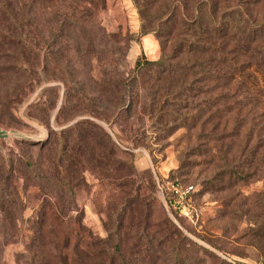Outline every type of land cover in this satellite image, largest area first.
<instances>
[{"label": "rangeland", "instance_id": "rangeland-1", "mask_svg": "<svg viewBox=\"0 0 264 264\" xmlns=\"http://www.w3.org/2000/svg\"><path fill=\"white\" fill-rule=\"evenodd\" d=\"M198 1L0 0V264H94L107 237L125 264H264L263 42L213 32L264 0L169 18ZM139 57L170 66L127 82Z\"/></svg>", "mask_w": 264, "mask_h": 264}, {"label": "trees", "instance_id": "trees-1", "mask_svg": "<svg viewBox=\"0 0 264 264\" xmlns=\"http://www.w3.org/2000/svg\"><path fill=\"white\" fill-rule=\"evenodd\" d=\"M215 4H216L215 0H199L197 2L196 7L191 10L187 8L186 13L184 11L185 6H180V5L178 6V5L172 4L170 5L171 10L168 16L169 18H172V17L174 18L175 16L177 17L178 15L179 17L182 15L186 16L185 20L190 24L191 23L194 24L193 26L195 28L194 33H196L195 31L199 33L203 30H207V27H205V24H204V16H203V13H205L204 12L205 10L207 9L210 10V16H212L213 19L215 18L214 15L217 13V6ZM4 7L6 8L5 14H6V19L9 20L8 22L11 24H15L18 29L23 30V26H27L28 24V21H29L28 16L27 18L25 17L24 19H17V17L15 16L16 14L11 11L9 4L7 2L5 3ZM226 18H227L226 16H222L220 20L214 19L215 24H214L213 32L215 30V33L220 36L221 34L224 33L223 37H225V35H228L230 33L229 32L230 28H232L234 30V32L230 34L231 36H233L232 39L238 38V41L247 40V42H254L256 40L258 41L262 39L261 41L263 43H261V48L264 51V15L259 20L258 19L255 20L254 18L249 17L247 12L243 8H238L237 10L232 11L231 15L227 19ZM4 29L2 28L0 30V40L3 42H5V40H8L7 38H9V34L7 33V30H4ZM148 32L149 31L146 30V28L143 30V34H147ZM194 38L198 41L199 40L202 41L201 39L196 37V35ZM22 40L23 39L21 36L19 37L13 36L12 37L13 42H10L13 44V46H16V48L18 49L19 55H17L16 57V62L17 63L20 62L18 64L20 67H22L23 64L27 63L26 58L22 55L23 51H20L22 47L24 46V43ZM191 43H196V41L192 40ZM200 45L202 47H204L205 45L208 46V44H205V42H201ZM200 45H199L200 47L199 49L202 48ZM216 48H217L216 46H213L211 49H216ZM27 66L29 65L27 64ZM169 66L170 64L165 57H161L157 60H147V59H144V57H139L132 70L131 76L127 79V82L132 81V79H136L137 75L145 69H161L160 70V73H161V71H165V69L167 70ZM29 68L31 69L32 74L33 73L34 74L40 73V75L44 74L40 72L39 68L35 69L33 66H29ZM236 71L234 73V76L232 75L233 79L240 78V75H236V73L238 72H240L242 78L246 76L243 70L238 71V65H237ZM261 71L264 73V70H261ZM69 189L70 191H73L71 187ZM100 241L103 242L104 250H102L103 251L102 254L99 253L95 255V257H93V261L95 262L94 264H114L113 261L115 259H118V264H125L123 263L124 258L121 253V249L117 243H115V246H114L115 248L113 249L111 246V241L110 239H108V237ZM88 244L91 245L93 244V242H89ZM104 257L106 260H102ZM98 258H101V260H97ZM71 262L72 261L70 260V257L67 254L61 253L59 257V264H71Z\"/></svg>", "mask_w": 264, "mask_h": 264}, {"label": "built area", "instance_id": "built-area-1", "mask_svg": "<svg viewBox=\"0 0 264 264\" xmlns=\"http://www.w3.org/2000/svg\"><path fill=\"white\" fill-rule=\"evenodd\" d=\"M158 184L160 185V187L165 186V182L158 180ZM166 186L167 188L174 193V195L177 197L176 200H174L175 202L178 199H184L185 196L191 192V190L193 189V186H189L187 188V190H182L181 188H179V186L177 184H175L174 182L168 181L166 182Z\"/></svg>", "mask_w": 264, "mask_h": 264}]
</instances>
